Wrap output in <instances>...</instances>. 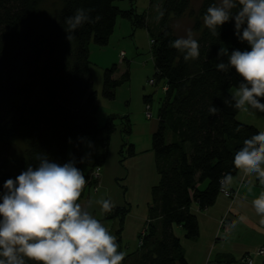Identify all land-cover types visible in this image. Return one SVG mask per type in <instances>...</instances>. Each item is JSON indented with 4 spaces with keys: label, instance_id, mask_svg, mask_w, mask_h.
<instances>
[{
    "label": "trees",
    "instance_id": "obj_1",
    "mask_svg": "<svg viewBox=\"0 0 264 264\" xmlns=\"http://www.w3.org/2000/svg\"><path fill=\"white\" fill-rule=\"evenodd\" d=\"M45 1L0 0V194L6 180H14L29 166L36 168L39 155L61 165L75 160L87 181L78 203L87 189L97 186L99 178L93 172L106 162L117 116H107L103 125L97 122L90 45L106 46L121 17L133 28L147 30L155 70L151 80L165 84L151 136L159 181L151 188L141 243L122 264H188L175 227L186 239L198 237L192 205L202 210L214 204L221 177L227 173L234 177L239 170L233 164L235 153L259 132L237 120L240 110L233 106L229 91L238 88L242 78L235 69L225 73L216 68L217 63L228 62V55L218 57L221 48L230 55L233 50L250 51V46L235 34L234 19L218 28V36L204 25L207 8L217 0H202L196 10L192 0H149L141 14L133 1L122 10L117 0H54L57 6L40 30L33 21ZM79 8L91 9V22L69 39L65 21ZM185 15L191 18L192 37L199 44L198 58L187 61L184 52L170 46L181 38L174 22ZM116 73V65L103 71L101 95L107 100H113L130 79L128 68L118 77ZM212 107L218 109L215 114ZM122 133H129L128 124ZM85 137L90 145L84 159ZM13 143H19L18 149L9 153ZM124 148L127 156L134 155V146L125 140L120 154ZM125 213L121 207L104 212L105 220L120 221L118 251Z\"/></svg>",
    "mask_w": 264,
    "mask_h": 264
},
{
    "label": "clouds",
    "instance_id": "obj_2",
    "mask_svg": "<svg viewBox=\"0 0 264 264\" xmlns=\"http://www.w3.org/2000/svg\"><path fill=\"white\" fill-rule=\"evenodd\" d=\"M233 9L237 11L233 13ZM90 12L91 9L79 8L66 19L69 39L71 33L91 22ZM230 19L235 21L237 37L247 42L251 50H233L229 55L227 49L221 48L218 57L228 55V62H219L216 68L225 73L235 69L242 78L243 82L232 94L236 109L264 112V103L260 102L264 99V0H221L207 8L203 22L213 36H218V28ZM170 46L184 52L186 61L199 56V44L191 32L187 38L170 42ZM217 111L215 107L210 108L212 114ZM37 159L39 164L35 169L29 166L14 180L10 178L3 184L0 264H28V261L33 264H122L125 253L118 251L116 236L78 203L87 181L75 166V160L61 165L44 155ZM233 164L246 175L256 174L264 183V131L243 141ZM232 181L233 176L227 173L220 183L226 188ZM97 203L105 213L115 207L108 199ZM252 203L257 214L264 217V191ZM245 219L240 217L241 221Z\"/></svg>",
    "mask_w": 264,
    "mask_h": 264
},
{
    "label": "crops",
    "instance_id": "obj_3",
    "mask_svg": "<svg viewBox=\"0 0 264 264\" xmlns=\"http://www.w3.org/2000/svg\"><path fill=\"white\" fill-rule=\"evenodd\" d=\"M132 1L135 6L136 0H117L116 5L120 9L126 10L131 7L130 5ZM201 2L202 0L198 2V6H200ZM136 29L137 28H133L130 21L118 17L108 44L106 46H96L93 44L90 45L89 57L91 62V76V67L96 69L98 79L102 77L104 69L112 65L117 66V73L121 72L120 74H122L126 68L129 69V65L131 63L133 64L134 57H136L135 55H140L138 48L143 38L141 33H138L137 36ZM145 31L147 33V37L149 38L146 29ZM120 52H124V55L120 56ZM128 57H130V59H128ZM136 59L137 58H135V60ZM151 59L153 60L152 56ZM119 75L115 74V77H118ZM128 82L122 85L126 86ZM164 86L165 84L163 85V89H165ZM119 88L116 91V96L114 99L118 98ZM236 89L237 88L230 89V94L232 95ZM101 102L104 104V101ZM143 102L144 104H148L151 107L152 95H144ZM129 104L130 102L128 98H124L123 108L121 110L122 112H111L107 114L106 117L114 114L117 116L119 121V123L118 121L116 122V130L118 131V135H116V147L118 145V154H120L124 140L134 146V155L129 156L128 158L126 157L118 159V162H121L123 159H128L126 164L128 165L129 170L126 173L123 171V174H125L124 176H126L128 179H130V177L134 178L135 181L133 183V191L139 192L140 197H143L145 200L147 199L146 211L142 210V212L137 215L141 223V229L147 219L148 207L151 202V188L159 181V175L156 170L155 156L151 148L150 138V135H152L157 128L158 115L157 121H154L151 124L148 123V125L143 123L145 124V127L143 129L139 128V130L144 133L146 141L143 142L144 140H140L142 143L137 141L134 143L132 139L129 140L128 138L130 137L129 135H132V133L135 131L136 126V121L131 114L130 109L128 110ZM237 120L244 124L253 125L259 131H264V112H260L259 110L251 108L248 112H243L240 110L239 114L237 115ZM125 124H128L129 133L125 135L127 138L123 139L122 132L125 128ZM111 139L108 147V156L112 142ZM83 145L84 154H87L90 145V138H84ZM86 156L84 155V159ZM117 174H119V170ZM104 177L105 176L103 173L99 181L100 188L98 192L106 188L104 185ZM249 181H252V183L249 184ZM122 187H124L123 190L126 192V187L124 185ZM226 188L232 192L231 197H226L220 193L213 205L202 210L199 209L197 205H192L191 210L196 215L199 226V235L196 239H186L182 229L180 227H175V232L180 238L184 256L188 264H243L240 262V260L246 256L252 257L253 264H264V254L259 255L257 253L260 248H264V223L261 222L264 220V217L257 214L252 203L253 200L259 196L260 192L264 191V183H262L261 180L257 178L256 174L246 175L242 170H238L236 176L233 177L232 184ZM249 188H251V191H249ZM104 199L110 200V198L107 196L102 198V200ZM83 201L84 197L80 201L82 206ZM87 201L90 207L89 205L88 207L86 205L85 208H88V210L98 220H100V222L109 230V232H111L113 229L115 232L116 230L118 231V229L114 228V222L117 225L118 219L103 221V210L101 205L97 203V201H100V199L92 198L91 200L88 199ZM113 204L115 207L126 206L121 203L119 204L113 202ZM127 208L130 209V207ZM241 216L246 217V219L241 221ZM108 221H112L110 226L108 225ZM234 221L236 222L235 227H232V223ZM104 222L107 223L105 224ZM124 231L125 225H123L120 235L121 251ZM115 234L114 236H116ZM128 253L130 252H127L126 254Z\"/></svg>",
    "mask_w": 264,
    "mask_h": 264
},
{
    "label": "rangeland",
    "instance_id": "obj_4",
    "mask_svg": "<svg viewBox=\"0 0 264 264\" xmlns=\"http://www.w3.org/2000/svg\"><path fill=\"white\" fill-rule=\"evenodd\" d=\"M200 0H192L191 2V7L192 9L196 10L198 6V2ZM218 4L221 2V0H217ZM149 5V0H136L135 1V8L137 13H143L147 11ZM57 6V3L54 0H46L42 5H41V11L39 14L35 17L33 24L38 27L40 30H43L45 28V23L48 17L51 15V13L55 10ZM155 15V12H154ZM175 24V29L177 34L181 38H187L189 32L192 33V28H191V18L189 15H185L174 22ZM137 36L138 33H141L143 35L141 44H139L138 52L140 55H135L133 64L131 63L129 65V71H130V79L128 84L126 86L122 85L119 88L118 91V98L113 99V100H107L103 98L101 95V88H102V77L98 79L96 69L91 67V72H92V80L94 83V90L97 91V105H98V112L96 115L97 122L99 125H103L106 120V115L111 113V112H122L123 108V101L124 98H128L130 104L128 106V110L130 109L131 114L133 115L135 119V131L130 134L128 137L129 140L132 139V141L135 143L137 142H145L146 137L144 133L139 130V128L143 129L145 127V124L148 125V123H152L154 121H157V111L160 106L161 100L163 99L164 96V89H163V81H158L155 82L154 84H150L149 80L154 79V63L153 60L151 59V43L149 41V38L147 37V33L145 29L143 28H137ZM124 52H120V56ZM135 58H137L135 60ZM130 59V57H128ZM121 72L116 73V75H119ZM25 78V77H24ZM144 95H152V102H151V107H150V116H146V104L143 102V96ZM104 101V104L101 102ZM3 106L0 105V110H2ZM127 108V107H126ZM118 119L116 120V122ZM119 123V121H118ZM133 126V122H132ZM138 127V128H137ZM116 135H118V131L116 130L112 136V142L110 145L109 149V156L106 158V163L104 166L101 168V173L98 176V184L97 186L87 189L85 194H84V201H83V207L87 205L88 207V199H100L102 200L103 197L107 196L110 198V200L114 203H121L126 206L121 207L126 210V213L123 218V225H125V231L123 233L122 237V251L126 254L127 252H132L134 251L141 243V236L145 232V225L147 224V219L144 222L142 228L140 229V220L137 217L142 210L146 211V202L147 199L145 200L143 197H140L139 192L133 191V183H134V178L130 177L128 179L126 176H124V173L128 172L129 167L126 164L128 159H123L121 162H118V159L121 158H128L126 154V150L123 149L122 154H118V145L116 147ZM152 136V135H150ZM122 138L126 139L127 136H125L122 133ZM151 138V137H150ZM85 139H89V137H85ZM142 140V141H140ZM130 142V141H129ZM18 144L19 143H13L12 145H9V153H14L18 149ZM144 146V145H143ZM142 146V147H143ZM115 147V148H114ZM126 149V148H125ZM85 156L87 155L86 153L84 154ZM120 155V156H119ZM123 169V170H122ZM119 170V174L118 173ZM104 173V185L106 186L105 189L102 191H99V181L101 178V175ZM123 174V175H122ZM123 177H122V176ZM130 180V181H129ZM129 181V182H128ZM131 184V185H129ZM126 187V192L123 190L124 187ZM105 190V192H104ZM107 190V191H106ZM107 193V194H106ZM127 207H130L128 209ZM126 216V217H125ZM103 221H105L104 217V211H103ZM118 224L114 222V228L120 229V221L119 219L117 220ZM105 224L107 222H104ZM112 224V221H108V225L110 226ZM123 228V226H122ZM112 235H116L117 238V230L116 232L114 229L110 232ZM120 243V242H119Z\"/></svg>",
    "mask_w": 264,
    "mask_h": 264
},
{
    "label": "built area",
    "instance_id": "obj_5",
    "mask_svg": "<svg viewBox=\"0 0 264 264\" xmlns=\"http://www.w3.org/2000/svg\"><path fill=\"white\" fill-rule=\"evenodd\" d=\"M123 54L124 53H122L121 55H123ZM149 83L150 84H154V81L150 80ZM149 110H150V106L148 104H146V108H145L146 116H150L151 117V114H150ZM99 175H100V170H99V168H96L95 171L93 172V177L94 178H98ZM220 193L223 194L226 197H231L232 196V192L230 190H228L227 188H225V187H221L220 188ZM257 253L259 255L264 254V248H260ZM240 262L243 263V264H253V260H252L251 256L243 257L240 260Z\"/></svg>",
    "mask_w": 264,
    "mask_h": 264
}]
</instances>
